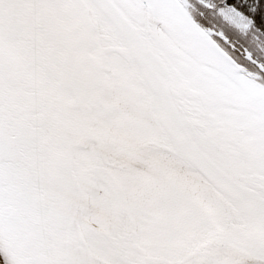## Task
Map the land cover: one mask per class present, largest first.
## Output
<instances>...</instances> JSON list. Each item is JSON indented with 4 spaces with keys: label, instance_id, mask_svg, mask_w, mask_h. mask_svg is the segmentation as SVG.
Returning a JSON list of instances; mask_svg holds the SVG:
<instances>
[{
    "label": "snow or ice",
    "instance_id": "obj_1",
    "mask_svg": "<svg viewBox=\"0 0 264 264\" xmlns=\"http://www.w3.org/2000/svg\"><path fill=\"white\" fill-rule=\"evenodd\" d=\"M0 264H264V0H0Z\"/></svg>",
    "mask_w": 264,
    "mask_h": 264
}]
</instances>
